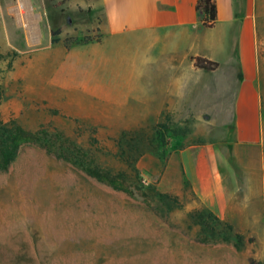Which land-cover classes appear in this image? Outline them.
<instances>
[{"label": "rangeland", "instance_id": "1", "mask_svg": "<svg viewBox=\"0 0 264 264\" xmlns=\"http://www.w3.org/2000/svg\"><path fill=\"white\" fill-rule=\"evenodd\" d=\"M30 1L25 16L33 34L16 15L19 3L28 0H0V127L14 122L41 132L54 152L23 144L8 170L0 171V264H264V229L215 221L200 209L179 168L169 164L170 155L184 147L229 141L235 104L194 102L177 95L178 86H146L154 74L144 65L134 74L133 43L124 38L122 65L116 69L115 63L106 78L112 83L122 76L126 83L141 77L139 101L136 92L125 95L124 86H105L94 77L87 86H55L57 48L35 50L49 43V28L64 32L66 44L100 41L101 34L90 16L78 18L66 0ZM244 45L250 63L251 40ZM257 61L264 81V51ZM178 104L183 110L172 109ZM242 105L249 111L256 104ZM160 125L171 134L164 160L149 141ZM66 151L125 177H136L133 167L142 187L131 184L133 195L114 190L57 156H69Z\"/></svg>", "mask_w": 264, "mask_h": 264}, {"label": "crops", "instance_id": "2", "mask_svg": "<svg viewBox=\"0 0 264 264\" xmlns=\"http://www.w3.org/2000/svg\"><path fill=\"white\" fill-rule=\"evenodd\" d=\"M197 1L66 0L78 18L90 16L101 34L100 41L78 43L79 39L66 44L65 33L60 32L57 45L51 43L50 34L49 43L39 48V27L35 45L39 49L35 50L57 48L55 86H87L94 77L105 86H124L120 92L129 95L134 91L135 96L140 94L141 77L126 83L120 82L122 76H114L112 83L106 78L107 71L122 65V48L127 46L119 44V38H124V42L133 43L135 57L130 66L134 74L141 65L154 74L146 86H178L181 88L175 93L190 95L194 102L234 103L229 114L234 118L235 133L229 141L184 147L170 155L169 164L179 168L201 210L237 229H264V110L260 104L264 102V81L258 77L257 61L259 51H264V0H214L217 20L210 28L200 22ZM27 4L33 6L30 0ZM247 38L251 40L250 63L244 45ZM196 58L216 63V68H197ZM139 100L135 96V101ZM246 102L256 105L245 111L242 104ZM179 108L183 110L179 104L172 106L173 110Z\"/></svg>", "mask_w": 264, "mask_h": 264}, {"label": "trees", "instance_id": "3", "mask_svg": "<svg viewBox=\"0 0 264 264\" xmlns=\"http://www.w3.org/2000/svg\"><path fill=\"white\" fill-rule=\"evenodd\" d=\"M195 10L199 13L200 22L203 27L210 28L217 20V8L214 0H198L195 5ZM60 29L51 30V43L56 44L58 42L57 36L60 34ZM86 42L80 41L78 43ZM195 66L203 70H214L216 68V63L207 61L202 58L195 59ZM41 132L32 133L24 130L22 127L11 122L8 126L0 127V171H7L10 165L14 162L17 154L23 144H39L43 146L47 152H54L53 149L45 142V137L40 136ZM46 136V133L43 132ZM171 134L169 129L165 125H160L152 133V138H150L152 147L155 150V154L160 160H164L166 153V138L170 137ZM45 141V142H44ZM121 145V144H120ZM65 153V151H63ZM67 152V151H66ZM69 156L72 154L68 153ZM59 158L70 161L81 170H83L88 176L95 179L96 181L103 183L114 190L122 191L133 195V191L130 190L131 184H136L138 188H141V179L138 177L139 173L135 168H131V172L136 175V177H125L123 172H117L115 174L111 171L102 170L97 166H92L91 164H84L80 161L74 159V155L71 157L63 154L57 153ZM210 217L211 214H208ZM213 217V216H212ZM215 221H219L217 218L213 217ZM231 230V229H230Z\"/></svg>", "mask_w": 264, "mask_h": 264}, {"label": "bare ground", "instance_id": "4", "mask_svg": "<svg viewBox=\"0 0 264 264\" xmlns=\"http://www.w3.org/2000/svg\"><path fill=\"white\" fill-rule=\"evenodd\" d=\"M25 12L29 14V7L26 2H20L16 11L18 20L23 24L30 34L34 33V25L31 24V20L25 16Z\"/></svg>", "mask_w": 264, "mask_h": 264}]
</instances>
